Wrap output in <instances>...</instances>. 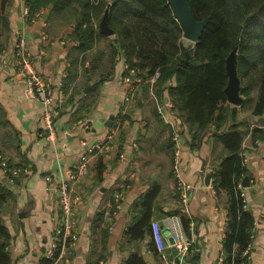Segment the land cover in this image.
Segmentation results:
<instances>
[{
    "label": "crops",
    "instance_id": "0c3cea01",
    "mask_svg": "<svg viewBox=\"0 0 264 264\" xmlns=\"http://www.w3.org/2000/svg\"><path fill=\"white\" fill-rule=\"evenodd\" d=\"M23 6V0H13L7 9V27L0 25V153L8 165L22 170L12 180L0 179L7 193L0 203V217L10 235L9 264H41L54 229L64 222L55 184L75 172L86 147L82 141L100 147L91 154L86 173L72 186L78 207L72 229L77 239L73 244H61L57 255H62L55 264H122L132 253L145 264H175L178 259L163 225V251L157 250L146 229L137 238L127 234L142 214L143 195L154 185L159 189L151 206L150 224L181 208L172 172V128L156 111V103L170 100L167 93L163 90L161 97L155 96L149 78L143 81L145 87L142 80L137 82L124 68L122 54L111 64L107 51L114 34L97 38L92 48L83 52L76 47L71 25L49 20L50 5L27 22L22 18ZM41 31L52 44L41 39ZM17 34L25 39L33 67L54 90L67 86L51 140L46 139L42 127L43 106L30 97L17 72L19 56L13 47ZM127 94L132 96L129 102L125 101ZM256 94L254 88L253 99ZM235 106L238 118L257 124L258 116L251 114L248 104ZM167 113L168 120L180 127L181 175L192 184L187 214L192 245L180 264H217L223 257L225 194L214 188L212 175L208 183L204 178L212 171L210 161L221 150V143L212 126L199 142L191 140L180 112L169 108ZM122 115L124 120H117ZM111 127L117 131L109 141L106 136ZM241 154L249 178V186L241 187L242 195L254 217L245 262L264 264V134L255 139L247 134ZM99 155L104 171L97 180ZM45 175L51 181H46Z\"/></svg>",
    "mask_w": 264,
    "mask_h": 264
},
{
    "label": "trees",
    "instance_id": "16d2710c",
    "mask_svg": "<svg viewBox=\"0 0 264 264\" xmlns=\"http://www.w3.org/2000/svg\"><path fill=\"white\" fill-rule=\"evenodd\" d=\"M12 1L0 0L1 26L7 27V9ZM186 1L196 20H208L198 40L192 43H185L168 0H23V3L28 8L29 19L50 5L49 20L71 25L76 47L83 52L92 48L97 38H107L99 30L100 18L107 12L108 26L114 32L109 43L111 64L116 55L122 54L128 66L137 69L142 82L158 71L152 82L153 92L161 97L165 90L174 110L180 112L186 123L191 140L199 142L205 130L214 128L221 150L210 161L213 186L225 194L227 210L221 237L222 264H239L246 261L243 252L251 242L254 228L253 214L245 207L239 186L247 171L241 154L242 142L247 134L253 139L262 137L264 127L238 118L236 106L227 101L226 58L237 47L239 95L244 97L241 103L250 106L252 115H263L264 0ZM254 88L257 94L253 99ZM66 89L63 86L64 92ZM119 120L123 121L124 116ZM97 171L96 179L100 180L104 171L101 155ZM158 189L154 185L143 195L142 214L127 230L130 238L143 236L145 229L151 234L150 210ZM6 194L0 185V203ZM174 214L180 216L188 235L190 218L181 208ZM9 239L0 217V264L10 262ZM49 262L44 256L41 264ZM122 264L145 263L132 253Z\"/></svg>",
    "mask_w": 264,
    "mask_h": 264
},
{
    "label": "built area",
    "instance_id": "2783aa9c",
    "mask_svg": "<svg viewBox=\"0 0 264 264\" xmlns=\"http://www.w3.org/2000/svg\"><path fill=\"white\" fill-rule=\"evenodd\" d=\"M29 12L27 6L22 8V17L24 21H33L29 19ZM46 23H43V27ZM16 41L14 44L15 54L19 56L16 61L17 72L19 76L23 79L26 90L31 98L35 99L43 106L42 111V127L45 132V137L47 140H51L55 133V121L60 114L65 101V92L63 86L58 87L56 91L54 90L51 82L47 80L42 74L38 73L32 65V55L27 51L25 47V39L23 35L17 34L15 37ZM41 39L52 44L53 41L50 40L45 31H41ZM124 68L128 69L133 75H135V80L139 82L141 77L137 74L136 68H131L128 64L124 63ZM66 77V72L63 74ZM158 77V71H156L149 80L154 81ZM126 81H129V77H126ZM132 100V96L127 94L125 96V101L129 102ZM173 108V102L167 100L166 103H156V111L158 112L161 119L171 125V140L173 143V153H172V172L175 178L176 189L179 194V202L181 204V209L184 213L188 214V202L190 192L192 190V184L188 183L181 175V157H180V143H179V130L180 127L177 123L168 120L167 110ZM174 109V108H173ZM117 120H119L117 118ZM116 127H111L106 140H112L114 134L116 133ZM85 147L81 155L76 162V170L71 173L68 179H62L57 181L55 184L58 190V197L60 203V209L64 215V222L54 229L53 237L51 242L48 244L45 250V257L50 259L49 264H55L57 258L61 257V253L57 255V251L61 244H73L77 239L76 233L73 231V226L76 223L77 214V197L72 195V186L75 181L79 180L87 171L88 161L95 149H98L100 144H93L88 146L85 141L81 142ZM244 161V160H243ZM21 168L19 167H9L7 160L0 153V179L6 178L7 180H12L14 177L20 174ZM46 181H51L49 175L44 176ZM239 186L241 187L240 183ZM246 207V205H245ZM108 211L105 210L103 215L106 216ZM161 225L166 229V233L171 238V245L177 250L176 257L178 261L175 264H180L183 262L185 255L189 251L192 245V239L185 232L181 218L178 214H171L162 218L161 222L151 221V237L158 251H163L166 247L164 242L163 231ZM110 228V227H109ZM249 245L244 250L243 254L248 259ZM223 258H219L217 264H222ZM239 264H247V262L242 261Z\"/></svg>",
    "mask_w": 264,
    "mask_h": 264
},
{
    "label": "water",
    "instance_id": "95a60500",
    "mask_svg": "<svg viewBox=\"0 0 264 264\" xmlns=\"http://www.w3.org/2000/svg\"><path fill=\"white\" fill-rule=\"evenodd\" d=\"M173 13L178 20L180 27L182 29V37L191 42H195L201 35V31L203 27L207 23V18L196 20L191 8L189 7L186 0H168ZM108 14L105 12L99 22V30L106 35H113V30L108 26L107 18ZM236 51L237 47H235L226 58V72L228 75V82L224 89L225 94L227 96V101L231 104L238 105L242 102L243 98L239 95V77L236 72ZM187 60V54L184 58ZM112 115L109 116L107 121L108 125L112 123ZM257 124L261 127H264V115H260L257 117ZM203 167V166H202ZM212 175V171H209L205 175V183L209 182V179ZM241 187L249 186V178L248 176H244L240 183ZM172 243V240H171ZM174 252L177 254L176 249L174 248Z\"/></svg>",
    "mask_w": 264,
    "mask_h": 264
},
{
    "label": "rangeland",
    "instance_id": "374dc122",
    "mask_svg": "<svg viewBox=\"0 0 264 264\" xmlns=\"http://www.w3.org/2000/svg\"><path fill=\"white\" fill-rule=\"evenodd\" d=\"M23 18V17H22ZM184 39V38H183ZM185 40V43H187V42H191V41H189V40H186V39H184ZM101 42H103V41H101ZM105 43V42H104ZM192 43V42H191ZM104 46V45H103ZM107 53L109 54V51H107ZM108 58H109V55H108Z\"/></svg>",
    "mask_w": 264,
    "mask_h": 264
}]
</instances>
